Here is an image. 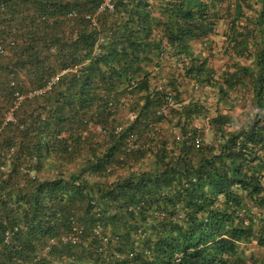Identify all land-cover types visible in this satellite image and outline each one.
I'll return each instance as SVG.
<instances>
[{"label":"trees","instance_id":"trees-1","mask_svg":"<svg viewBox=\"0 0 264 264\" xmlns=\"http://www.w3.org/2000/svg\"><path fill=\"white\" fill-rule=\"evenodd\" d=\"M104 2L0 0V264H264V0Z\"/></svg>","mask_w":264,"mask_h":264},{"label":"rangeland","instance_id":"rangeland-1","mask_svg":"<svg viewBox=\"0 0 264 264\" xmlns=\"http://www.w3.org/2000/svg\"><path fill=\"white\" fill-rule=\"evenodd\" d=\"M228 24L222 21L218 28V36H215L213 39L215 41V46L213 54L210 57L211 66L218 71V74H221L223 66L226 63V56L224 53L225 50V38L223 34L228 30ZM210 55L209 53L207 56ZM183 89L186 94L184 98L188 103L191 98L199 100L206 108L208 115L207 117H214L217 113L228 114L235 119L236 125L241 126L248 119L249 115L253 112L252 103L250 97L245 96V93L239 92L231 96L228 101L220 102L218 101L217 92L211 88H195L191 83H185ZM122 116H128L126 112L122 113ZM130 117V116H128ZM207 118H202L197 120L196 124L201 127H207ZM112 180L114 179L111 178Z\"/></svg>","mask_w":264,"mask_h":264},{"label":"built area","instance_id":"built-area-1","mask_svg":"<svg viewBox=\"0 0 264 264\" xmlns=\"http://www.w3.org/2000/svg\"><path fill=\"white\" fill-rule=\"evenodd\" d=\"M113 0H105L104 4L102 5L101 7V10H104V9H110V10H113ZM169 102L172 104V99H169ZM10 239V237L8 236V240ZM77 238L76 237H73V243H76L77 242Z\"/></svg>","mask_w":264,"mask_h":264}]
</instances>
